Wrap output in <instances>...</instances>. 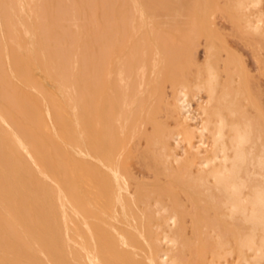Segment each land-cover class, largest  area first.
Here are the masks:
<instances>
[{"label":"bare ground","instance_id":"1","mask_svg":"<svg viewBox=\"0 0 264 264\" xmlns=\"http://www.w3.org/2000/svg\"><path fill=\"white\" fill-rule=\"evenodd\" d=\"M121 1L0 0V52L21 88L0 58V102L26 135L79 122L82 136L67 140L76 156L63 144L76 162L53 152L54 167L0 106V264H264V103L213 18L264 75L263 0ZM111 14L117 27H102ZM58 18L77 27L63 51L44 26Z\"/></svg>","mask_w":264,"mask_h":264},{"label":"rangeland","instance_id":"2","mask_svg":"<svg viewBox=\"0 0 264 264\" xmlns=\"http://www.w3.org/2000/svg\"><path fill=\"white\" fill-rule=\"evenodd\" d=\"M194 1V0H193ZM218 2L220 1H222L221 3H223V5H226L227 4V2L228 1H230V0H217ZM123 2V3H122ZM174 2H175V6H178V3L179 4H183L184 3V0H178L177 2H176V0L174 1V0H172V3L174 4ZM189 2L190 3H193L194 4V2H192V1H190L189 0ZM219 2V4H221ZM225 2V3H224ZM121 3H122V5H126L127 4V2H126V0H122L121 1ZM13 4L15 5V6H17V0H13ZM264 0H263V2H262V4H261V10H263V8H264ZM121 4L119 3L118 4V6H120ZM222 4H221V6H223ZM263 7V8H262ZM5 9H6V11H7V13L9 14L10 12V9H9V7H7V6H5ZM217 13V12H216ZM214 14V16H213V18H214V20H216V23H217V25H219V27L221 28V29H219V31H221V33L222 34H224V36L226 37V39H227V41H229L230 42V44L229 45H232V48L234 49V50H236V52L238 53V54H240V55H242V57H244V60H245V62H246V65H247V68L248 69H250L251 70V77H250V80L252 81V83L250 84V85H252V86H250V87H252L251 88V92H253L254 91V93H252L254 96H255V94L257 93V95H256V97H258L257 98V100H258V102L260 101V104L261 105H263V103H264V75H262L261 74V72L257 69V65L255 64V61H254V57L252 56V54H253V52H252V47L251 46H249V45H247L248 43L245 41V39L243 40V39H241L240 37H239V35H238V33H236L235 34V31H233V29L230 27V22H229V20L228 19H226V18H228V17H226L225 16V14L223 13V12H221V11H219V13H217V14ZM165 13H161V14H159V15H156V16H153V19H156V20H170L171 18L173 19L174 17H175V13L174 12H171V13H166L165 15H164ZM171 14H172V16H171ZM223 14H224V16H223ZM168 15H170V16H168ZM174 15V16H173ZM187 15V14H186ZM111 16H112V18H111ZM114 16H115V18H114ZM159 16V17H158ZM183 16V17H182ZM155 17H157V18H155ZM169 17V18H168ZM176 17L178 18V19H182V20H186L187 18H190V17H193V16H185V12H184V14H182V15H180V16H177L176 15ZM187 17V18H186ZM63 18V17H62ZM59 19V18H58ZM56 19V21L55 22H49L48 20H44V26H46V28L48 27V28H51V31L52 32H54V33H56L57 34V40H58V42L60 41V46H61V49L60 50H64V48H65V45L69 42V40L70 39H72V41H73V37H75L76 36V30H77V27H75V26H72V24L71 23H69L70 21H62V19ZM27 21H28V26H30V27H32V24L34 23V22H36L35 21V19H26ZM109 20V21H108ZM228 20V21H227ZM58 21L59 22H61V23H58ZM117 19H116V15H114V14H111L108 18H106L105 17V19H103V21H102V23L100 24V25H102V27H108V26H112L113 28H116L117 27ZM104 22V23H103ZM108 22H110V24L108 23ZM9 22L7 21V24H8ZM230 23V24H229ZM54 24H55V27H54ZM61 25V27H60V25ZM104 24H105V26H104ZM67 25V26H66ZM68 25H69V27H68ZM6 27H7V30H8V32H9V34L10 35H12V36H15V33L13 32V30H12V27H11V25L10 24H8V25H6ZM62 27H63V30H62ZM228 27V28H227ZM225 28H226V30H225ZM53 29V30H52ZM69 29V30H68ZM71 29V30H70ZM62 30V31H61ZM73 31L75 32V33H73ZM95 31L96 30H94V33H95ZM232 31V32H231ZM70 32V33H69ZM231 32V33H230ZM68 35H66V34ZM225 34H227V35H225ZM230 34V35H229ZM235 35V36H234ZM237 35V36H236ZM65 36V37H64ZM239 38V39H238ZM204 37H201V46L199 45L198 46V57L199 58H201V60L202 59H204L203 57L205 56V54H204V50H205V46H204ZM239 40H241V41H239ZM228 42V43H229ZM64 45V46H63ZM64 47V48H63ZM237 48V49H236ZM76 50H77V52H76V50H74L73 52L75 53H73V55H75V57H76V55L79 53V50H78V48L76 47L75 48ZM5 50L4 49H1V52H0V58H1V67L3 68V70H4V76H5V79L8 81V79H9V81H10V85H8L7 84V86H8V89H9V91L16 97V98H19L20 96H21V92L19 93L18 91H20V86H19V84H17L16 82L19 80H17V78H19V75H20V71H18L19 70V68L18 67H15V61L13 60L12 62H10V61H7L8 59H7V57L4 55V52ZM61 52V51H60ZM6 54V53H5ZM79 56V54L77 55V57ZM6 57V58H5ZM4 61H6L5 63H4ZM7 64H9L8 66H10L9 67V69L8 70H10V71H6L5 72V70H7V68L8 67H6L7 66ZM11 64V65H10ZM13 66V67H12ZM17 66V65H16ZM13 68L12 70L14 71H12L10 68ZM31 66H29L28 67V73L31 71V75H30V79H31V82L32 83H35L36 82V80H35V78H36V74H35V77H33V74H32V72L33 73H36L35 72V69H31L30 68ZM17 68H18V70H17ZM31 69V70H30ZM257 69V70H256ZM11 71H12V73H11ZM250 72V71H249ZM15 73H16V76L14 77V75H15ZM10 74H11V76H10ZM13 75V76H12ZM255 75V76H254ZM7 76L9 77V78H7ZM13 79H12V78ZM254 77V78H253ZM259 77V78H258ZM29 79V80H30ZM15 80H17L16 82H14ZM257 82H258V84H257ZM18 83H19V81H18ZM15 85H18L19 86V88H18V90L16 91L15 89L17 88V86H15ZM257 86V87H256ZM10 87H12V90H11V88ZM261 87V88H260ZM171 86L169 85L168 87H167V94H168V96H169V98H170V95L173 97V95H174V90H173V88H172V90H171ZM256 88V89H255ZM257 88H259V89H257ZM253 90V91H252ZM257 90V91H256ZM173 93H172V92ZM255 91H256V93H255ZM246 101H248V99L246 100ZM249 101L250 102H252L251 101V99H249ZM248 101V102H249ZM249 102V103H250ZM197 104V102L195 101L194 102V106ZM247 104V103H246ZM253 104V102L251 103V104H249V105H252ZM249 105H247V107L249 108ZM0 106H1V108H2V110L4 111V114H5V116L7 117V119L11 122V123H13L14 124V126H16V128H17V130L18 131H20L21 133L23 132V127H22V122L20 121V119L18 118V116L16 115V113H14L7 105H5V104H3V103H1L0 102ZM251 108V109H250ZM249 109H250V111L251 112H255V107L253 108V105L250 107ZM263 108V107H262ZM264 109V108H263ZM252 113V114H253ZM257 114V113H256ZM254 115V114H253ZM172 121V120H171ZM75 123H77V124H74ZM72 123V127L73 128H71V130H70V132L72 133V135H73V133H74V135H73V137H72V135L70 134V132L68 133L67 132V136L68 137H71V138H68L67 136H64L63 134H61V135H59V136H56V134L54 133V132H52V130L51 129H49L48 131H47V133H46V138H43L42 136H40L38 133H33L32 135H26L27 133H22V134H24V136L27 138V139H30V144L31 145H33V148H38V149H40V150H46L47 152H48V155H49V157H50V161H51V163L53 164V166L54 167H56V165L57 164H55L56 162V160L54 159V158H52V156H54L55 157V155H60L61 157H63L64 158V162L66 163V164H68L69 165V161L68 160H71L70 161V163L71 164H73V162H76V161H73L72 159H74L75 157H73V158H71L72 157V155L74 154L75 156L76 155H78V153H76V152H79V151H76V150H79V148H81V146H78V145H80L79 143L81 142L82 143V136H81V132H79L80 131V128H78L79 126V122H73ZM171 123V125L173 126V124H174V121H172V122H170ZM75 128H77V130L76 131H78V135H76V133H75ZM52 133H54V134H52ZM52 134V135H51ZM37 135H39V136H37ZM53 136L55 139H52L53 137H51V136ZM71 135V136H70ZM29 136H32V138L31 137H29ZM67 137V138H64V137ZM75 136H79V137H77V139H75L74 137ZM80 136H81V138H80ZM56 137H58V138H61L60 140H63L64 141V143L63 142H61V141H59L58 140V138H57V140H56ZM63 137V138H62ZM40 138V139H39ZM80 138V139H79ZM36 142V145L38 146H36L35 145V142L33 141V140ZM46 141V142H44V140ZM72 139V141L74 140L75 142H77V140H78V142L79 143H75V145L76 146H74V143H73V146H74V148H73V146H72V144L71 145H69V144H67V140H71ZM38 140V141H37ZM42 140V141H41ZM10 141H11V138H10ZM40 141V142H39ZM51 141V142H50ZM73 141V142H74ZM41 142H43V143H41ZM65 142H66V144L67 145H69L70 147H69V149H70V151L72 150V153L70 152V154H72L71 156L68 154V150H67V148L66 147H68L67 145L66 146H63V144L65 145ZM69 142V141H68ZM71 143V142H70ZM49 144V145H48ZM47 145V146H46ZM54 146L55 148H56V152L55 151H52V153H50L51 151H50V146ZM50 148H49V147ZM52 146V147H53ZM14 147H15V145H14ZM66 149H65V148ZM79 147V148H78ZM44 148V149H43ZM75 149V150H74ZM49 150V151H48ZM67 150V151H66ZM55 153V155H54V153ZM22 153V152H21ZM66 153H67V155L68 156H70V157H68L67 155H66ZM62 154V155H61ZM78 157V156H77ZM79 158V157H78ZM75 159H77V158H75ZM28 162H30V161H28ZM78 163H79V160H78ZM17 262H19V260L17 261ZM21 263H23L24 264V262H22V261H20Z\"/></svg>","mask_w":264,"mask_h":264}]
</instances>
